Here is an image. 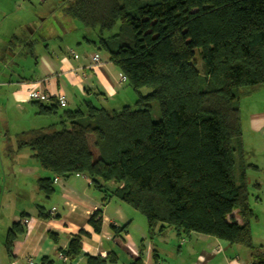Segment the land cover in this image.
<instances>
[{
    "label": "trees",
    "instance_id": "trees-1",
    "mask_svg": "<svg viewBox=\"0 0 264 264\" xmlns=\"http://www.w3.org/2000/svg\"><path fill=\"white\" fill-rule=\"evenodd\" d=\"M176 8L182 15L169 21ZM63 13L97 31L96 41L83 40L108 54L137 96L134 108L107 110L93 104L96 98H86L59 114L67 105L57 102L61 93L46 101L29 99L35 116L57 122L18 130L13 144L8 140L4 146V158L15 163L27 154L48 172L50 177L35 181L45 198L54 193L55 178L83 175L101 193L103 205L114 200L140 214L149 240L169 230L178 241L202 235L246 248L252 264H264L252 242L255 216L246 173L257 167L245 162L239 104L241 96L264 86V0H70ZM117 24V34L104 38ZM196 62L200 71L190 67ZM142 89L149 93L143 96ZM152 103L158 108L157 122L151 118ZM109 183L116 187L108 193ZM35 208L37 219L56 218ZM234 211L240 224L231 218ZM87 224L101 233V209ZM128 226H111V239L124 244ZM25 232L21 222L11 224L3 242L7 257ZM48 236L57 244L56 234ZM85 236L79 231L60 250L68 264L81 257L85 264H117L112 252L105 257L83 254ZM144 250L142 241L131 264H142Z\"/></svg>",
    "mask_w": 264,
    "mask_h": 264
},
{
    "label": "crops",
    "instance_id": "crops-1",
    "mask_svg": "<svg viewBox=\"0 0 264 264\" xmlns=\"http://www.w3.org/2000/svg\"><path fill=\"white\" fill-rule=\"evenodd\" d=\"M47 1L35 0L36 4H45ZM68 1L70 0L48 1L51 10H57L55 15L61 24L65 21L69 22L63 19L59 12ZM13 3L14 6L10 8L0 4V125L7 126V120H9L11 125H23L25 130H29L30 128H27L30 125L28 119L31 116L33 120L38 119L39 125L46 124V121H42V117L35 116L34 111L30 110L28 95L30 91L34 90H42L51 95L61 93L66 99L67 106L71 107L77 106L80 99L96 98V101L103 100L105 103H109L120 94H125L126 91L122 90L125 82L122 81L121 74L108 61V56L104 59L97 54L80 57L72 54L69 47L62 50L60 46H56L61 41L56 21L48 19L47 23L34 22L33 25L25 22L24 25L27 27H21L15 19L10 18L17 16L22 10L30 15L31 12L27 6L31 7L33 3L32 0H14ZM27 19L28 17H26ZM44 24L47 26H43ZM19 31L24 34L23 41L17 35ZM17 44L20 45L18 51H20L21 57H23L21 54L23 49H27V57L22 66L20 65L21 60L10 62L12 57L9 53L15 50L14 46ZM37 45L40 46L39 49ZM41 51H43L42 54H40ZM94 56L98 57L97 64L93 61ZM95 94L100 96L95 97ZM262 95H264V86L255 88L244 96L248 99L252 98L249 107L251 103H254V107L257 109L250 112L248 117L249 125L253 130L254 145L257 140L261 139L259 131L264 125V99H259ZM127 96L130 97L131 94L127 92ZM11 114H14L12 118L9 116ZM0 154V168L2 166L14 167L15 173L19 176H35L40 172L36 169V165L31 164L29 160L23 162L22 154L17 156L15 163L5 160L2 151ZM11 170L13 172V169ZM249 170L257 171L258 169ZM43 172L46 175L39 178L50 177L48 172ZM37 179L28 184L29 189L33 190L35 195L37 194L36 199H31L27 194L29 207L27 206L25 210L12 211L7 227L8 230L12 223L21 222L25 226L26 232L14 243L11 257L6 256L3 247L4 240L0 239V264H29L28 261H33L35 264H68L60 250L66 249L69 240L82 230L88 234V236L82 237V250L85 255L105 257L112 252L117 257V264H131L138 256L140 243L144 242L146 237V228L139 229L138 233L134 234L132 224H129L132 220L127 221L128 215L124 204H113L110 201L103 205L101 193L93 190L90 180L83 175L73 176L66 180L57 179L54 182V193L49 198H45L38 191L35 184ZM4 183L3 171L0 170V189L5 185ZM248 185L260 190L262 187L259 182L250 184L248 182ZM45 200L48 201V207L45 206ZM35 205L43 207L48 215L56 218L47 221L37 219ZM33 207L34 210L31 212ZM99 209L102 211V229L100 234H95L87 221L89 216ZM52 210H54L53 213H51ZM30 212L33 213L32 216L28 214ZM234 212L231 214V218L235 223L240 224L236 218L237 213L234 215ZM20 214L29 215V217L20 219ZM127 224L129 226L126 229V234L123 235L124 244L120 243L118 239L112 240L110 227H123ZM48 232L57 235V244H54L49 238ZM188 239L186 238L184 243L178 242L177 255L181 253L180 245H185L187 241L193 239L194 243L190 248L193 253L199 254L200 248H204L203 252L213 254V248H215L220 250L221 260L225 264H252L251 251L246 248L236 246L239 249H234L227 242L196 234L191 235ZM252 242L255 248L260 249L259 253L264 258V244H256L253 238ZM144 248L142 264H149L150 258H155L156 264H159V259L153 256L156 253L153 247L145 242ZM229 255H235L234 259H229ZM120 256L122 262L119 260ZM77 261L85 264L84 257ZM76 262L73 264H77Z\"/></svg>",
    "mask_w": 264,
    "mask_h": 264
},
{
    "label": "rangeland",
    "instance_id": "rangeland-1",
    "mask_svg": "<svg viewBox=\"0 0 264 264\" xmlns=\"http://www.w3.org/2000/svg\"><path fill=\"white\" fill-rule=\"evenodd\" d=\"M14 0H0V4L5 7H13ZM51 1V0H48ZM46 2L45 4H36L35 0H32V6H27V9L31 12L30 15H27L26 12L23 10L15 17L10 19H15L21 27L26 28L27 26L24 25L25 22L30 23L33 25L34 22H37L38 24H41L43 22L47 23L48 19L56 21L58 23V33L60 42L57 43V47L63 48L69 47L72 51V54H76L77 56H92L93 54H97L102 59L106 58L108 54L100 50L97 45L87 44L84 42V38L88 39L90 41H96L97 31L86 29L77 22H74L67 18L65 14L63 13V6L61 7L60 15L63 17V19H66L69 21L68 23L65 21L63 24L60 23L59 19L55 15L57 10H51L50 8V2ZM177 9V8H176ZM58 13V12H57ZM181 16L182 15V9L179 8L176 11L169 14L167 19L169 21L172 20L174 16ZM26 17L28 19L26 20ZM45 20V21H44ZM47 26V25H43ZM117 24L113 30L109 33H106L104 35V38L111 37L115 34H117L118 31ZM18 37L23 41L24 40V34L22 32L17 33ZM38 49L40 48L39 45ZM52 46V45H50ZM54 46V45H53ZM110 46H115V43H112ZM15 50L11 51L9 55L12 57L11 61L21 60L20 65L22 66L24 59L27 57V49H23L21 52L22 56L19 54L20 51V45L17 44L14 46ZM69 51V49H68ZM199 51H195V55H198ZM43 51L40 52L42 54ZM39 54V56H40ZM196 61L197 59L194 58ZM33 60H31V63ZM30 63V64H31ZM191 69L200 71L201 65L200 63H191L190 64ZM122 90L126 91L125 94H120L118 97L113 98V101L111 100L109 103H105L103 100L93 101V104L97 107H102L107 110H120L124 106H130L131 108H134V102L137 100V96L133 91H131L127 87H123ZM127 92L131 94V96H127ZM141 94L143 96L147 95L149 93L148 89H142ZM259 99H264V95L261 96ZM252 101L251 99H248L246 97L241 96L240 97V108L242 111V126H243V136H244V144H245V155H246V164L247 165H253L257 167V171L247 170V179L249 184L252 182H259L262 187L260 189H256V187H249V204L250 207L254 213L255 219H253L250 223L251 228V234L254 242L256 244H264V125L261 127V130L259 131V136L261 139L257 140L254 145V139H253V130L251 129L248 117L249 113L256 111V107H254V103H251L250 107L249 104ZM263 107V106H262ZM31 111L33 109L30 108ZM63 110H74V107L71 106H65L60 107L59 114ZM11 118L14 116V114L9 115ZM151 118L154 122H157L159 120V112L158 108L155 103L151 104ZM42 121H46L45 125H39L37 122L38 119L35 118L32 119V116L29 117V123L30 125L27 128H39V127H47L52 123L57 122L56 119L50 118L45 119L41 118ZM8 125L3 126L0 125V152H3L4 146H7V141L9 140L8 145L13 144L14 138L12 135H14L17 130H20L23 127V125L14 126L11 125V122L7 120ZM25 126V125H24ZM9 131V133L5 136L3 134ZM21 131V130H20ZM6 137V138H5ZM92 136H88V141L90 145V151L92 153V159L93 161H97L99 159L98 151L93 148L92 146ZM5 152V151H4ZM6 154V152H5ZM1 155V154H0ZM3 155V154H2ZM27 154L22 155L23 162L28 161L29 159L26 156ZM4 157V155H3ZM7 156L5 157V160H7ZM4 160V159H3ZM31 164L36 163L32 160H29ZM6 162V161H4ZM13 169V172L12 170ZM36 169H38L40 172L38 175L35 176H19L17 173H15V168H7L6 166H2L0 170L3 171L4 176V186L0 189V239L4 240L6 235V230L9 224V220L11 218L10 214L12 211L19 210V209H27V206L29 207V204L27 203L28 196L31 197V199H36V195L34 194L33 190H30L29 183L33 182L36 178L44 177L46 175L44 170H42L38 165H36ZM116 185L113 183L106 184V190L109 192L113 191L115 189ZM29 189V190H27ZM37 193V192H36ZM258 201V202H255ZM45 206H49L48 201H44ZM112 203H119L116 201H112ZM124 207L127 211L128 219L127 221H130L129 224H132V230H134V234L138 233L139 229L146 228V222L144 218L138 214L136 211H134L131 207L124 204ZM34 207L31 212H33ZM28 213L30 216H32L33 213ZM236 212H234V215ZM236 218L240 221L238 215H236ZM126 221V222H127ZM186 238L181 239L178 241L175 237V234L172 230L167 231V233L162 238H154L153 240H149L147 237H145V242L148 245H151L153 249L155 250V256L159 259V264H225L223 260H221L220 250L213 248V254L208 252H203L204 248H200V253H193V251H190V248L193 246V239L187 241V244L180 245L181 253L177 255L176 250L178 245V242L184 243ZM234 249H239L236 246H232ZM245 249V248H243ZM119 256V255H118ZM235 255H229V259H234ZM152 264H156L155 258H150ZM120 262H122L121 256L119 257ZM200 260V262H199ZM77 264H82V262L77 261ZM149 263V264H150Z\"/></svg>",
    "mask_w": 264,
    "mask_h": 264
},
{
    "label": "built area",
    "instance_id": "built-area-1",
    "mask_svg": "<svg viewBox=\"0 0 264 264\" xmlns=\"http://www.w3.org/2000/svg\"><path fill=\"white\" fill-rule=\"evenodd\" d=\"M93 61H94V63L97 64L98 57L94 56ZM122 81L124 82L123 77H122ZM28 96H29V99L35 100V101H46V100L50 99L51 97H53L50 93H45L41 90L31 91V92H29ZM55 98H56V100L60 106H64L66 104L65 98L61 94H58L57 96H55ZM56 181H57V178L54 179V182H56ZM53 212H54V210L51 211V213H53ZM28 262H29V264H35V262H33V261H28Z\"/></svg>",
    "mask_w": 264,
    "mask_h": 264
}]
</instances>
